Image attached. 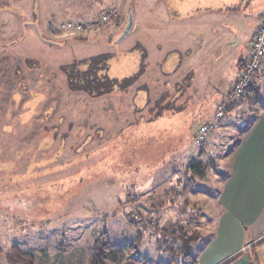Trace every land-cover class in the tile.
I'll return each instance as SVG.
<instances>
[{"label":"rangeland","instance_id":"1","mask_svg":"<svg viewBox=\"0 0 264 264\" xmlns=\"http://www.w3.org/2000/svg\"><path fill=\"white\" fill-rule=\"evenodd\" d=\"M189 1L195 23L167 22L164 0H0V264H8L11 246L38 264L49 256L54 264H88L103 231L109 249L135 264H193L178 251L175 230L198 234L189 247L195 259L204 252L214 236L211 192L226 170L214 153H225L237 135L223 131L219 153V132L201 145L193 134L231 85L235 61L217 65L211 84L202 83L199 65L195 74L185 69L169 77L156 62L163 50L181 45L184 25L198 29L202 42L221 28L217 53L238 50L245 57L264 0ZM172 5L181 18L190 7ZM129 14L132 27L119 39ZM137 42L146 68L133 85L102 95L72 88L104 73L117 80L134 75ZM103 53L110 55L108 71L84 75L88 62H78ZM198 162L202 176L190 167ZM197 177L204 179L195 183ZM202 188L204 201H197L193 193Z\"/></svg>","mask_w":264,"mask_h":264},{"label":"crops","instance_id":"2","mask_svg":"<svg viewBox=\"0 0 264 264\" xmlns=\"http://www.w3.org/2000/svg\"><path fill=\"white\" fill-rule=\"evenodd\" d=\"M184 2L188 3L190 7L184 6L182 8L184 10L183 19L180 17L183 12L176 13L172 4L181 5ZM164 5L166 6L164 13L167 22L174 20L173 23H176L188 19L195 23L192 17L197 13V10L193 8L192 1L164 0ZM263 11L264 5L259 7L257 13L259 23ZM257 25L251 32L250 38ZM196 26L198 27L197 24ZM215 28L213 31H208L206 41L202 42L200 39L201 32L198 29L194 30L187 25L180 27L178 29L180 35L177 36V40L181 41V45L178 47L170 46L167 51L161 52L156 62L160 71L165 76L175 77L179 73H183L185 69H188L189 72L186 71L187 73L192 74L200 70L202 83L211 84L218 76L215 67L217 65L222 66L224 61L229 58V60L235 61L231 78L232 84L241 69L242 63L240 64V62H243L242 59L247 57L248 51L245 57L239 56L238 50L228 51L229 54L228 52L217 53L216 47L224 43L225 37L221 28ZM194 32L197 33L196 36ZM249 41L247 50L249 49ZM173 53V59L168 61L170 54ZM239 60L240 62H238ZM198 65L199 70H197ZM186 87L190 88V80L186 82ZM251 90L247 95H243L233 102L223 117L213 120L210 135L220 133V136L218 135L219 153H221V137H224L223 131L227 137L230 131L235 130L237 139L234 136L233 140L228 142L225 153H214L216 159L223 160L226 167V170L216 175V188L211 192L212 199L209 201L213 218L208 229L211 234L214 233V236L210 238L204 252L197 259L191 254L193 264H254L253 259L256 264H264V104H259L260 91H264V62L260 71L253 77ZM227 91L224 92L223 97ZM258 91V98L254 102L249 98V95H256ZM262 96L264 97V94ZM254 105H259L260 110L254 113L251 120H245L244 113L250 112ZM213 113L209 119H212ZM227 127L234 129H227ZM197 179L198 182L195 181V183H199L204 178L197 177ZM202 184L204 185V183ZM146 185H150V182H147ZM206 192V189L202 188L193 193L197 195L195 200L204 201ZM59 245L67 246L66 244L64 246L63 244ZM40 249L45 250L47 248L43 244ZM35 264L38 263L35 262ZM48 264H54L50 256ZM119 264L135 263L123 261L122 258Z\"/></svg>","mask_w":264,"mask_h":264},{"label":"trees","instance_id":"3","mask_svg":"<svg viewBox=\"0 0 264 264\" xmlns=\"http://www.w3.org/2000/svg\"><path fill=\"white\" fill-rule=\"evenodd\" d=\"M263 14H264V11L262 13V16H263ZM262 16H261V19H262ZM251 38H252V36H251ZM251 38L249 41V47H250ZM133 48L134 49H136V48L140 49V51H141V63L139 65L138 71L134 75L124 77L120 80H117V79L112 78L109 75L104 73L101 78H95L94 77L93 80H86L85 84H80V85L79 84L78 85H72L71 84L72 88L75 90H77V89L78 90H87L89 92H94L95 94L102 95L106 92H110L115 85H118L119 87H122V88H127V87L133 85L144 74L145 68H146V64H144V59L146 57L145 48L139 42L135 43ZM248 51H249V49H248ZM109 57H110V55L107 53L98 54V55L89 57L88 59H82L81 61L78 62V64L82 65V64L88 62L89 70H87L86 73H84V75L85 74H91L92 72H95V71L99 72V71H101V69H103L105 67H107V71H108L107 61H108ZM246 58L242 59L243 62L242 61L240 62V60L238 61V62H240V64L242 63L241 67L244 65ZM106 63H107V65H106ZM87 72H90V73H87ZM252 80H253V78H252ZM251 82L247 86V88L245 89L244 93L241 96L247 95L249 93V91L251 90ZM251 91H253V90H251ZM258 95H259V91L257 92L256 95H253V94L249 95V98L255 102L258 98ZM206 120H209V119H206ZM206 120H204V121H206ZM190 167L193 169V171L195 173L197 172L198 176L203 175L204 170L201 168V167H203V165H201L200 162L195 163V164H191ZM176 235H177L176 238L179 239V242H180V248L178 251L179 252L184 251V256L186 258L188 256H191L190 255L191 253L189 252V247H190V244H192L193 242L198 240V238H199L198 234L197 233L187 234L186 232H183V233L179 232V231L176 232V230L172 231L171 236H176ZM140 236L141 235L138 233V236L136 237V241H138L140 239ZM92 247H93V254L90 257L88 264H107L109 262H111L112 264H119L122 260V256L118 252H115V251L109 249L110 241H109V237H108V234L106 231H103L94 237V240L92 242ZM3 252L4 251L2 249H0V255ZM5 256H6V261L8 264H35L33 255L29 252L22 251L17 246H11L7 250H5ZM253 263L256 264L254 259H253Z\"/></svg>","mask_w":264,"mask_h":264},{"label":"built area","instance_id":"4","mask_svg":"<svg viewBox=\"0 0 264 264\" xmlns=\"http://www.w3.org/2000/svg\"><path fill=\"white\" fill-rule=\"evenodd\" d=\"M106 18V15L102 16ZM82 20V19H78ZM64 24V23H63ZM71 25V22H67ZM264 62V14L262 19L252 34L248 55L244 65L236 75L231 87L216 105L212 119L198 124L193 134L194 141L201 145L207 140L213 127V120L221 118L227 111L230 104L235 102L244 93L247 86L252 81L253 76L260 71Z\"/></svg>","mask_w":264,"mask_h":264},{"label":"water","instance_id":"5","mask_svg":"<svg viewBox=\"0 0 264 264\" xmlns=\"http://www.w3.org/2000/svg\"><path fill=\"white\" fill-rule=\"evenodd\" d=\"M131 27H132V17L129 14L127 24L125 25L119 39L124 38L128 34V32L130 31Z\"/></svg>","mask_w":264,"mask_h":264}]
</instances>
